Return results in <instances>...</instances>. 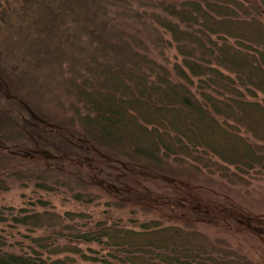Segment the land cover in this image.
Listing matches in <instances>:
<instances>
[{
  "label": "trees",
  "instance_id": "1",
  "mask_svg": "<svg viewBox=\"0 0 264 264\" xmlns=\"http://www.w3.org/2000/svg\"><path fill=\"white\" fill-rule=\"evenodd\" d=\"M249 2L0 0V61L26 63L30 80L47 66L58 69L72 110L65 128L80 129V137L57 132L63 123L51 113L57 124L47 129L32 104L21 107L0 92V191L28 182L46 192L72 190L60 176L85 190L55 160L91 149L209 188L264 173V22ZM165 46L179 57L172 66L153 54ZM57 134L56 146L50 136ZM44 136L49 142L39 147ZM46 150L54 154L48 166ZM73 199L91 201L79 192ZM31 205H0V223L32 231L86 217L58 213L46 200ZM133 222L65 228L97 249L52 246L48 237L11 249L0 235V264H257L192 223Z\"/></svg>",
  "mask_w": 264,
  "mask_h": 264
},
{
  "label": "rangeland",
  "instance_id": "2",
  "mask_svg": "<svg viewBox=\"0 0 264 264\" xmlns=\"http://www.w3.org/2000/svg\"><path fill=\"white\" fill-rule=\"evenodd\" d=\"M260 1L250 0L249 4L258 9L264 22V4ZM153 38L143 39V42L148 43ZM162 51L161 53L159 48L160 54L157 50L153 54L158 56L156 58L163 65L166 60L170 62L169 66L179 61L173 48L168 49L165 46ZM8 63L10 65L0 61V92L19 102L21 107L26 108L27 103L32 104L33 115L38 116L42 120L39 123H43L47 129H55L57 124L48 119L51 113L50 118L63 123L57 132L63 131L70 136L75 134L80 137L79 128H65L64 120L69 122L72 110L70 99L67 97L69 90H66V84L63 85L60 71L47 66L35 75V79L30 80L29 65L9 61ZM24 113L28 115L29 112ZM29 118L30 115L27 116V119ZM50 137L56 142L55 145L58 144L59 134ZM38 140L39 147H43L48 144L49 137L44 136ZM87 148L91 149L89 146ZM61 149L64 150L63 147ZM90 152L91 154L82 153L83 155L73 158L69 155L71 152H66V155H59L55 160L56 169L60 173L80 176L85 190H79L72 185V181L60 176L65 184H71L72 187H68L72 190L62 185V188L54 192H46L37 189L33 182L23 186L11 182L12 185L7 190L0 191V205L32 208L34 206L31 204L41 199L48 201L58 213L76 212L86 215L55 229L39 228L29 231L22 226L13 227L8 223H0V235L11 244V249H14L12 245L18 247V244H21L24 248L33 245L31 237H48L46 243H51L52 246L68 244L84 250L88 247L97 249L94 244H85L71 238L70 231L65 228L71 226L76 231H84L92 229L97 222L130 227L137 225L133 221L140 223L157 219L163 223H192L206 236L222 239L253 262L264 264V173H251V176L247 177V184H228L226 187L217 185L209 188L169 178L155 170L117 163L111 155L93 149ZM42 155L47 166L53 164L50 159H54V154L51 151L46 150ZM71 166L74 167L70 168ZM87 179L90 183L86 182ZM78 192L89 195L91 201L86 203L73 199V194ZM35 207L37 208L36 205Z\"/></svg>",
  "mask_w": 264,
  "mask_h": 264
}]
</instances>
